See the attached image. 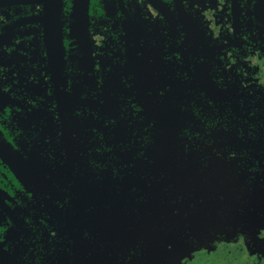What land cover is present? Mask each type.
<instances>
[{
	"label": "flooded vegetation",
	"instance_id": "obj_1",
	"mask_svg": "<svg viewBox=\"0 0 264 264\" xmlns=\"http://www.w3.org/2000/svg\"><path fill=\"white\" fill-rule=\"evenodd\" d=\"M148 215L264 264V0H0V264H153Z\"/></svg>",
	"mask_w": 264,
	"mask_h": 264
},
{
	"label": "water",
	"instance_id": "obj_2",
	"mask_svg": "<svg viewBox=\"0 0 264 264\" xmlns=\"http://www.w3.org/2000/svg\"><path fill=\"white\" fill-rule=\"evenodd\" d=\"M147 195H152L151 189L148 190ZM5 207L9 208V206L7 207L6 205ZM147 218L148 219L146 220H139L143 225H147V228L143 227L146 230V233L142 234L143 236L141 235L140 239L141 245H146L147 248H145L146 250L143 251L144 256L142 258L143 261L147 263L153 262V264H179L182 259L196 250L194 247H197L198 245L200 246L202 243L204 244L200 236L173 234L181 232L180 227L178 226L169 227L161 225V227L158 226L160 227L159 229L163 228L169 232L173 228V233L169 232V235H165L155 232L156 234H153V229L155 226L153 225L150 215H148ZM229 238L230 236H228V239Z\"/></svg>",
	"mask_w": 264,
	"mask_h": 264
}]
</instances>
